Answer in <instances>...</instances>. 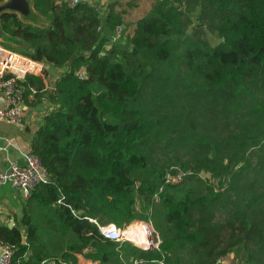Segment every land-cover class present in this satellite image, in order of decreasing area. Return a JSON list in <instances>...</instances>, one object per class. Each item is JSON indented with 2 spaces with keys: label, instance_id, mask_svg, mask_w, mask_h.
I'll return each instance as SVG.
<instances>
[{
  "label": "trees",
  "instance_id": "obj_1",
  "mask_svg": "<svg viewBox=\"0 0 264 264\" xmlns=\"http://www.w3.org/2000/svg\"><path fill=\"white\" fill-rule=\"evenodd\" d=\"M30 1L32 20L0 15V44L44 63L19 85L56 107L31 139L50 180L0 225L11 264H264V0H153L126 35L121 0ZM46 65L65 68L51 90ZM172 168L192 174L156 202ZM137 221L157 248L98 229Z\"/></svg>",
  "mask_w": 264,
  "mask_h": 264
},
{
  "label": "built area",
  "instance_id": "obj_2",
  "mask_svg": "<svg viewBox=\"0 0 264 264\" xmlns=\"http://www.w3.org/2000/svg\"><path fill=\"white\" fill-rule=\"evenodd\" d=\"M59 3H65L68 7H75L80 0H57ZM108 0H91L88 4L100 7L102 11L106 9ZM123 27H116V34L113 40L121 38ZM44 63L36 61L28 56L12 52L0 44V121H6L12 124H20L24 119V96L19 83L24 80L26 75H43ZM80 77L84 76L79 72ZM9 144V142H7ZM186 174H192V171L184 172L177 168L169 169L163 178V184L160 185L158 192L154 195L156 202L160 201L159 194L164 191L166 185H175L182 182ZM50 180V174L42 165L39 157L30 149L23 154L22 161L12 160L9 162L7 170H0V187L10 186L21 193L23 199L27 201L30 193L40 183ZM147 224V223H146ZM149 225V224H148ZM130 225L118 228L113 224L98 225L102 236L115 242L136 243L132 239ZM150 244L152 248L158 247L160 242L158 236L149 230ZM153 231V232H152ZM137 238V235L135 236ZM12 249L7 245H0V264L12 263ZM154 264H164L162 261H153ZM141 260H132L131 264H141Z\"/></svg>",
  "mask_w": 264,
  "mask_h": 264
},
{
  "label": "crops",
  "instance_id": "obj_3",
  "mask_svg": "<svg viewBox=\"0 0 264 264\" xmlns=\"http://www.w3.org/2000/svg\"><path fill=\"white\" fill-rule=\"evenodd\" d=\"M80 1L89 3L91 0ZM140 3H143L142 0ZM140 3L139 8L135 10V13H137L138 16L149 8V3H147V7L145 5H140ZM135 13L132 12L129 20L126 18L128 25V28L126 29H130L127 30V33L131 32L132 24L138 17L134 18ZM34 17H36L35 12ZM44 22L45 20H42L41 25L44 24ZM46 69L48 71V76L44 79V90H51L54 82L61 76L65 68L46 65ZM54 107H56V105L48 102L45 97H41V99L37 101L30 96L27 102L24 101V119L22 123L12 124L6 121H0V170H7L9 162L12 160L19 162L22 161L23 154L31 149V139L41 123L42 116ZM7 142H9V144H7ZM25 204L26 201L23 199L19 191L14 190L10 186H1L0 225L8 226L12 223L11 227H13L15 223L21 219L23 206ZM76 259L78 264H102L98 260H93L82 254H78ZM132 260L133 258L130 259V261Z\"/></svg>",
  "mask_w": 264,
  "mask_h": 264
},
{
  "label": "water",
  "instance_id": "obj_4",
  "mask_svg": "<svg viewBox=\"0 0 264 264\" xmlns=\"http://www.w3.org/2000/svg\"><path fill=\"white\" fill-rule=\"evenodd\" d=\"M15 13L19 15L20 17L27 19V20H32L34 17V11L31 6V1L30 0H5L2 3H0V15L2 13ZM0 41L1 42H9L13 43L14 38L10 37L1 28L0 25ZM9 227L12 226V223L8 225ZM137 247H140L142 249H151L152 246H141L138 244H134Z\"/></svg>",
  "mask_w": 264,
  "mask_h": 264
},
{
  "label": "rangeland",
  "instance_id": "obj_5",
  "mask_svg": "<svg viewBox=\"0 0 264 264\" xmlns=\"http://www.w3.org/2000/svg\"><path fill=\"white\" fill-rule=\"evenodd\" d=\"M109 2H112V0H108ZM122 1V3H123V9L125 10V11H127L126 13V16H125V24L127 25V21H126V18L129 20L130 19V17H131V15H132V12L133 13H135V10L136 9H138L139 8V3H140V1L141 0H121ZM120 1V2H121ZM152 1L153 0H142V4L140 3V5H145L146 7H147V3H149V5L152 3ZM109 2L107 3V5H106V8L108 7V5H109ZM146 3V4H145ZM138 15H137V13H135V17L134 18H136ZM34 23V22H33ZM44 24H46V22H44ZM125 24H123V26L125 27ZM122 26V27H123ZM128 30H130V29H128ZM126 34H128L127 33V30H124L123 31V35H126ZM211 36V40L213 41V42H218V37L216 36V35H210ZM6 43H9V42H6ZM15 46H17V45H15ZM14 46V47H15ZM19 46V47H18ZM17 47H15L16 49H22L23 47H21V45H18ZM139 207V209H140V206H138ZM136 223H143V222H136ZM146 223V222H145ZM132 224V223H131ZM131 224H129L130 226H131ZM134 224V223H133ZM149 223H147V225H148ZM140 225H144V224H140ZM135 226H137V225H135ZM149 226V228L151 229L152 227H151V225L149 224L148 225ZM132 230L134 231V232H136V233H138L139 235H140V232H138L136 229H134V228H132ZM153 232V231H152ZM44 236H45V234H44V232L42 231L41 232ZM153 233H155V232H153ZM141 236V235H140ZM142 239H144L143 237H141ZM45 239V238H44ZM141 245L142 244H144V245H146L147 244V242L145 241V240H142V242L140 243ZM217 264H239L238 263V256L236 255V254H230V255H228V256H226L225 258H222V259H219L218 260V262H217Z\"/></svg>",
  "mask_w": 264,
  "mask_h": 264
},
{
  "label": "bare ground",
  "instance_id": "obj_6",
  "mask_svg": "<svg viewBox=\"0 0 264 264\" xmlns=\"http://www.w3.org/2000/svg\"><path fill=\"white\" fill-rule=\"evenodd\" d=\"M141 223H134V224H132L130 227H129V230L131 231V236H132V239L133 240H135L136 241V243H138V244H140L141 242H142V240H145L146 242H147V244H150V236H149V230H150V228H149V226L145 223V222H143L142 224H144V225H146V226H142V225H140ZM135 225H137V229H138V232L140 231V235L138 234V233H136V232H134L133 230H132V228H133V226L135 227ZM136 228V227H135ZM137 235V238L135 237ZM141 237H143L144 239H142ZM142 245H144V244H142Z\"/></svg>",
  "mask_w": 264,
  "mask_h": 264
}]
</instances>
